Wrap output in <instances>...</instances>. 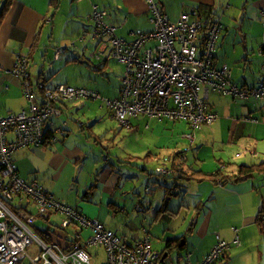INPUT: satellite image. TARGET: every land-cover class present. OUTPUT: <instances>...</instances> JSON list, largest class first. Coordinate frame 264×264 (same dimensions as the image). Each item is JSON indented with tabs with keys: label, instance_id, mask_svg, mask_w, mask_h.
Listing matches in <instances>:
<instances>
[{
	"label": "crops",
	"instance_id": "0c3cea01",
	"mask_svg": "<svg viewBox=\"0 0 264 264\" xmlns=\"http://www.w3.org/2000/svg\"><path fill=\"white\" fill-rule=\"evenodd\" d=\"M155 1L162 5L168 20L173 23L182 13L193 16L199 6L208 8L213 13L211 17L220 19L222 24L213 66H225L232 81L242 88L264 82V29L261 25L264 0ZM93 6L107 13L105 23L114 28L117 37L127 42L135 38L134 31L148 33L153 29L145 0H11L6 9L3 8L4 0H0V116L16 114L28 106L22 78L9 72L19 56H26L28 60L27 79L38 102L41 95L38 84L42 83L45 88L62 84L47 83L51 82V76L43 69L48 54L43 35L49 34L47 38H50L55 33H62L66 37L58 41L64 47L55 50L54 60L61 59L70 50L72 55H65V63L78 66L86 63L100 71L108 67L109 60H114L123 70V64L110 55L109 38H96L93 34ZM152 45L153 42H149L146 47ZM60 49L63 52L58 55ZM34 57L40 59V64H35ZM30 62L33 67L29 69ZM38 67L40 71L35 76L32 69ZM89 69L85 68V74L79 71L76 86L64 84L99 93L97 83L96 87L90 84ZM118 96L119 91L109 100ZM72 101L60 102V116L53 119V126L46 124V133L51 135L57 126L64 124L63 136L57 135L52 144L23 148L14 153L17 172L24 181L37 182L60 202L97 219L129 246L140 240L145 230L151 238V248L159 254L164 251L163 264H200L217 237L229 246L214 264H264V177L256 174L248 179L221 184L219 180L186 179L181 173L212 174L219 171L221 179L222 175L236 174L240 165L262 162L264 98L238 101L211 91L207 109L217 118L193 132L185 122L158 119L160 123L165 121L174 125L172 129L168 125L165 129L162 127L169 138L185 140L184 135L191 132L194 137L188 146L179 143L170 149L167 159H163L165 164H160L158 155L159 163L153 171L161 179L151 182L157 185L155 190L147 183L148 179L145 185L140 182L151 175L152 170L141 167L138 177L134 178L133 170L127 167L138 161L157 160L153 159V154L146 153L144 157L127 154L112 161L111 147L102 143L93 127L73 119L72 112L78 116L81 109L79 111L77 105L68 104ZM109 113L115 120L111 111ZM130 118L127 127L120 126L130 130ZM85 135L88 139L84 138ZM6 138L13 140L12 134ZM165 148L168 147L162 144L153 147L155 150ZM166 163L170 164L169 167ZM160 169L168 170V173H159ZM61 179L65 180V186H59ZM166 180H169L167 184ZM25 203L29 213L36 217L32 227L35 234L47 243L48 239H56L51 244L58 248L69 247L76 227L63 228V216L53 211L47 218H41L34 206ZM39 222L42 227L38 226ZM79 231L80 241H85L89 230ZM236 237L239 244L233 242ZM176 238L183 241L180 250H167V241ZM86 251L90 264L105 263L106 254L102 247L93 246ZM152 264H161V260Z\"/></svg>",
	"mask_w": 264,
	"mask_h": 264
},
{
	"label": "built area",
	"instance_id": "2783aa9c",
	"mask_svg": "<svg viewBox=\"0 0 264 264\" xmlns=\"http://www.w3.org/2000/svg\"><path fill=\"white\" fill-rule=\"evenodd\" d=\"M145 2L153 29L148 33L134 31L135 38L131 42L115 35L114 28L105 23L104 10L92 8L94 36L108 37L111 57L123 64L119 96L105 100L120 125L127 127L130 117L144 115L185 122L193 132L213 123L217 117L207 109L211 91L238 101L264 98V82L242 88L232 81L225 66H213L221 30L219 21L209 22L195 13L193 16L182 13L173 23L161 4L155 0ZM261 15L264 17L263 11ZM261 25L264 29V21ZM149 42L153 45L146 47ZM62 52L60 49L57 54ZM27 64L26 56L21 55L9 72L22 78L28 106L16 114L0 116V264H90L86 248L93 246L104 249V264L159 261L161 256L151 248V238L145 230L140 240L129 246L97 219L60 202L37 182H26L19 176L13 160L16 151L52 144L57 135L65 134L64 124L57 126L52 135L45 130L46 124L53 126V119L60 116V102L101 99L95 90L60 84L45 88L38 102L27 79ZM41 86L42 83L38 84ZM192 132L184 135L189 141L193 140ZM8 134H12L13 140L6 138ZM159 173L167 174L168 170L160 169ZM25 202L34 206L41 218H47L53 211L63 216V228L76 227L68 248H58L35 234L32 227L36 217L29 213ZM80 229L90 232L85 241H80ZM233 242L239 244L238 238ZM228 246L217 237L200 264H214Z\"/></svg>",
	"mask_w": 264,
	"mask_h": 264
},
{
	"label": "rangeland",
	"instance_id": "374dc122",
	"mask_svg": "<svg viewBox=\"0 0 264 264\" xmlns=\"http://www.w3.org/2000/svg\"><path fill=\"white\" fill-rule=\"evenodd\" d=\"M48 35L49 34L42 36V41L45 42V49L48 53L45 58L46 60L43 69L47 70L51 76L49 78L51 82L47 83H68L70 85L76 86V81L79 78V71H82L84 73L86 67L90 68V79L92 81L90 84L96 87L95 82L97 83L99 87V89L97 88V90L99 91L98 94L100 95L102 100H76L68 104L77 105V109H79V111L81 109V111L78 113V116H76L75 113L72 112L73 119H75L77 123H79L78 121L80 120L82 123H85L87 125L89 124L88 126H92L94 132H96L102 139V143L111 147V149H109V155L112 156V161H116V159L120 157H125V155L127 154H135L137 156L144 157V154L152 153L153 159L157 160H150L149 162L145 163H142V161H138L136 163H132V166H127L128 168L133 170V177L136 178L139 175L141 167H148V169L152 171L153 169H155V165L159 163L158 155L161 158L160 164H165L163 163V159H167L170 149L175 147L176 144L183 143L184 147L188 146V139L182 140L179 137L169 138L167 136V133H163L162 127L164 126L165 129L166 125H168L167 127L169 129H172V127L174 126L172 123L165 121L160 123L159 120L154 117L149 118L148 116H136L130 118V123L132 124V128L130 130L121 127L118 122L110 118V111L105 106V100H109L110 97H113L114 94H116L118 91L120 92L119 83L122 77L121 72H123V70L121 69V65L114 60H109L108 67L106 69L95 71V67L88 66L86 63L81 66H78L79 64H75L72 62L65 63V55H67V57L72 55V52L70 50H67V52L61 59L54 60L55 50L58 47H64L60 45L58 41H60L61 39H66V37L62 35V33H55V35L50 38H47ZM34 60L33 61L35 62V64H40V59L38 60L37 57H34ZM49 66H51V68ZM32 67L33 63L30 62L29 69ZM32 71L36 76L37 72L40 71V67H38V69L34 68L32 69ZM84 113L85 115L83 116ZM90 114L93 115L92 118H90ZM84 138L88 139L86 135L84 136ZM157 144L166 145V147L168 148L161 150L153 149L154 145L156 146ZM184 149L187 150L188 148ZM94 150L95 152H97L96 147L94 148ZM166 165L167 167H169L170 164L166 163ZM183 166L184 169H186V162H184ZM146 179H148V182L146 181ZM159 179H161V177L158 173H155L154 170L151 175H147V177L142 179L140 182L142 183L143 181V185H145V183L147 182L151 186H153L154 189L157 185H153L151 184V182L160 181ZM64 181L65 180L61 179L59 182V186H65L66 182L63 184ZM161 182L163 183V180H161ZM168 182L169 180L165 181L166 184ZM138 186L140 185L138 184ZM180 192L184 193L185 189H180ZM38 226L42 227L43 225L39 222Z\"/></svg>",
	"mask_w": 264,
	"mask_h": 264
},
{
	"label": "trees",
	"instance_id": "16d2710c",
	"mask_svg": "<svg viewBox=\"0 0 264 264\" xmlns=\"http://www.w3.org/2000/svg\"><path fill=\"white\" fill-rule=\"evenodd\" d=\"M11 0H4V9L7 8V6H9ZM208 11V12H206ZM199 18L201 19H204V20H207V21H211V20H216V21H219L220 22V25H221V30H222V24H221V21L220 19H213L211 16H212V12L210 10H208V8L204 7V6H199L195 12H194ZM220 30V32H221ZM220 35V33H219ZM218 40H219V36H218ZM217 40V42H218ZM216 46H217V43H216ZM216 46H215V50H216ZM215 52V51H214ZM38 87V86H37ZM45 89L44 85H42L41 87H38V91H39V94L42 93V91ZM217 118V117H216ZM203 127V126H201ZM181 173H183L184 175H186V179H197V180H210V181H217L219 180L221 184L225 183V182H231V181H241V180H244V179H248L249 177L251 176H254L256 174H260L264 177V160L258 164H253V165H240L238 168H237V171H236V174H231V175H226V176H223L222 175V178H220V173L219 171H216L212 174H201L199 172H195V171H181ZM50 238V237H49ZM55 240L56 239H48V242L49 243H55ZM180 243V244H179ZM183 241L180 239H173V240H170V241H167V244H166V249L167 250H170V249H179L182 247V244ZM179 244V245H178ZM70 245V244H69ZM68 248V246L66 247ZM165 249V250H166ZM164 251L160 253V259L162 258V255H163ZM208 254V253H207ZM206 254V255H207ZM204 258V257H203Z\"/></svg>",
	"mask_w": 264,
	"mask_h": 264
},
{
	"label": "water",
	"instance_id": "95a60500",
	"mask_svg": "<svg viewBox=\"0 0 264 264\" xmlns=\"http://www.w3.org/2000/svg\"><path fill=\"white\" fill-rule=\"evenodd\" d=\"M165 255L160 259L161 260V264H163L165 262Z\"/></svg>",
	"mask_w": 264,
	"mask_h": 264
}]
</instances>
